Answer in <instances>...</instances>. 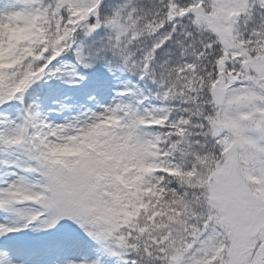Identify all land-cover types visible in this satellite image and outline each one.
Instances as JSON below:
<instances>
[{
	"label": "snow or ice",
	"instance_id": "snow-or-ice-1",
	"mask_svg": "<svg viewBox=\"0 0 264 264\" xmlns=\"http://www.w3.org/2000/svg\"><path fill=\"white\" fill-rule=\"evenodd\" d=\"M0 264H264V0H0Z\"/></svg>",
	"mask_w": 264,
	"mask_h": 264
}]
</instances>
